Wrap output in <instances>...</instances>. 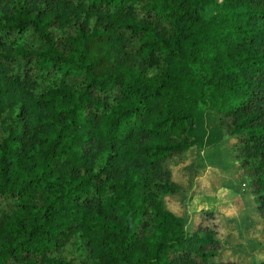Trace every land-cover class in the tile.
<instances>
[{
  "label": "trees",
  "instance_id": "1",
  "mask_svg": "<svg viewBox=\"0 0 264 264\" xmlns=\"http://www.w3.org/2000/svg\"><path fill=\"white\" fill-rule=\"evenodd\" d=\"M202 110L264 264V0H0V264H238L167 206Z\"/></svg>",
  "mask_w": 264,
  "mask_h": 264
},
{
  "label": "rangeland",
  "instance_id": "2",
  "mask_svg": "<svg viewBox=\"0 0 264 264\" xmlns=\"http://www.w3.org/2000/svg\"><path fill=\"white\" fill-rule=\"evenodd\" d=\"M190 133L188 162L173 175L182 191L168 195L167 206L184 217L186 229L194 227L199 210L216 211L222 258H233L238 264L262 259L261 221L250 186L234 175L235 158L228 153V139L219 137L213 113L200 111Z\"/></svg>",
  "mask_w": 264,
  "mask_h": 264
}]
</instances>
